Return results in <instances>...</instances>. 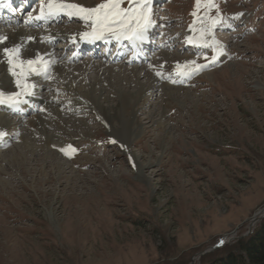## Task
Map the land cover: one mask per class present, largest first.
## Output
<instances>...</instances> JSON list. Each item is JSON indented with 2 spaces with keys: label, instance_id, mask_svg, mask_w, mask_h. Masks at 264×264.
<instances>
[{
  "label": "rangeland",
  "instance_id": "374dc122",
  "mask_svg": "<svg viewBox=\"0 0 264 264\" xmlns=\"http://www.w3.org/2000/svg\"><path fill=\"white\" fill-rule=\"evenodd\" d=\"M84 3L94 8L107 0ZM206 3L197 9L196 0H166L152 11L159 41L192 37L224 49L221 65L187 86H173L171 70L194 68L189 62L207 56L176 47L139 67L83 60L53 71L52 88L40 92L52 115L6 117L23 139L0 153V264H204L263 219L256 214L264 210V0H213L210 9ZM135 7L120 0L121 10ZM74 24L59 29L84 25ZM88 63L102 67L74 84L63 80L62 67L73 79ZM28 73L21 85L34 83ZM120 91L132 96V114ZM99 103L107 108L98 110ZM29 121L49 126L59 140L48 146Z\"/></svg>",
  "mask_w": 264,
  "mask_h": 264
},
{
  "label": "snow or ice",
  "instance_id": "6c2138e0",
  "mask_svg": "<svg viewBox=\"0 0 264 264\" xmlns=\"http://www.w3.org/2000/svg\"><path fill=\"white\" fill-rule=\"evenodd\" d=\"M131 2H135L137 7L130 8L127 10H121L119 8L120 0H107V3H102L94 8H86L78 4L74 3H65L63 0H41L39 5V14L34 17L35 20H50L53 17L58 16L61 13L66 14L69 18L77 17L79 19L84 20L85 22L91 20L92 21V32H84L81 33V38H85L88 36H92L95 39L103 38L104 32H111L116 38L119 40L121 36L128 39L130 42L135 43L136 41H142L146 39V33L149 27L152 25V5L153 0H130ZM10 3V0H0V6H7ZM201 5V0H196L197 9H199ZM207 8L215 7L213 0H207L205 4ZM193 16L196 15L195 12L192 13ZM132 21H135L133 24ZM119 23L120 31H116L113 27L114 25ZM218 21L213 19L212 25L214 26ZM191 27V26H190ZM203 33H210L211 26L206 29H201ZM7 39V37H0V43ZM31 39V37H29ZM188 43H196L192 37H187ZM215 45V40L205 41L204 46H213ZM20 45H16L13 48L5 47L3 49L5 55L8 57L9 72L12 73L13 76H17L16 84L17 87H22L21 92L13 93L12 95L5 98L4 93L0 92V104H4L6 102L9 103V107L13 110H18V106L20 103H27V101H21L18 98L21 95H32L30 89L33 87L29 84L21 85L20 76L24 75L23 65L27 64L29 68L32 67L33 64L39 62L41 58L37 56L36 60H27L20 61L17 63L16 61L19 58L20 54ZM213 60L216 59L215 56L212 57ZM189 64L194 65V68H189L187 71L180 72V75H191L196 71H199L202 65L196 64L195 61L189 62ZM180 67L179 65L177 66ZM20 68L21 71L18 74L15 69ZM37 74H39L38 69H32ZM157 75H161L160 72H157ZM9 135L8 132L4 130H0V140H4ZM115 143V141H113ZM71 148V146H69ZM64 152L65 155H69V152L65 149H60ZM71 151L74 153L76 151L75 148H71Z\"/></svg>",
  "mask_w": 264,
  "mask_h": 264
},
{
  "label": "bare ground",
  "instance_id": "6f19581e",
  "mask_svg": "<svg viewBox=\"0 0 264 264\" xmlns=\"http://www.w3.org/2000/svg\"><path fill=\"white\" fill-rule=\"evenodd\" d=\"M70 1L71 3H74V4H78V5H81L83 7H86L88 5H85L86 3L85 0H77L76 1H71V0H63V2L65 3H70L68 2ZM76 2V3H75ZM89 7V6H88ZM87 8V7H86ZM77 18V17H76ZM13 30V31H11ZM85 30L87 29H81V30H76V31H72V32H55V31H46V32H42V33H38V32H34V31H31L30 29H23V28H14V27H10L7 31H5L4 33L0 32V37H7V39H5L3 41V43H0V50H1V56H0V85L1 87L3 88V90L8 93V92H12L17 89V84H16V80H17V76H13L11 72H9V67L10 65L8 64L7 60H8V57L5 55L3 49L5 47L7 48H13L14 46L16 45H20L21 46V49H20V54H19V58L18 60L16 61L17 63H19L20 61H27V60H36L37 56H39L41 58V60L35 64L32 65L31 68H29V66L27 64H24L23 65V68H24V74L27 73V72H30L32 71V69H38V66H44V64L42 63L43 60H47L49 58V54L50 52L54 53V50L51 49L49 46V43L53 40H57V39H64V37H69V38H72V37H76L75 40L76 41H80L82 38H81V33H84L86 32ZM216 30V29H215ZM9 31H11L10 33H8ZM29 37H31V39H29ZM199 44V43H198ZM193 45H197V44H193ZM198 48V47H197ZM196 47H193L192 49H197ZM52 53V54H53ZM85 66L83 67L82 66V70L80 71H75L74 74L76 75L75 78L72 79V77H70L68 75V69L70 67H62V68H66V72L62 73V77H63V80H70L71 82H74L76 81V79H80L82 78L83 80L86 79L84 78V75L90 71V69L92 71H95L97 69V67H102V65L98 64L97 65H94L92 63H88V64H84ZM89 68V69H88ZM39 70V69H38ZM60 67H58L57 69H55V74H58L60 73ZM70 70V69H69ZM130 71L128 73H130L131 75H133L134 79H137L138 78V73L136 74L135 73V69H129ZM15 71L19 74L21 69L20 68H16ZM32 72H35V71H32ZM29 74V73H28ZM108 75H111L110 73H107ZM101 79L102 81L99 80V83L97 81V83L99 85H101V90L103 92H105L106 90V86L105 88L103 87V82L105 83V81H103V74H101ZM32 75L29 74L27 75L25 78H29L31 77ZM81 76V77H80ZM99 76V75H98ZM112 76V75H111ZM61 77V76H60ZM24 78V76H20L19 79L22 81V79ZM108 78L110 79V77L108 76ZM119 78V77H118ZM113 79V78H111ZM8 80V81H7ZM119 80V79H117ZM27 81V80H26ZM87 81V80H86ZM126 82V85L128 84H132V81L134 80H124ZM123 82V81H122ZM121 82V83H122ZM131 82V83H130ZM152 79L150 80V83H152ZM9 83V84H8ZM96 83V84H97ZM119 83V82H118ZM123 84V83H122ZM141 84V83H140ZM105 85V84H104ZM93 87V86H92ZM142 87V86H141ZM152 87V86H151ZM50 88H52L51 85H46L44 87V90H49ZM58 87H56L57 89ZM59 90V89H58ZM62 91H65V92H70L71 90L68 88H61ZM101 90H100V93H101ZM139 90V89H138ZM166 90V88H165ZM151 91V90H150ZM121 95H122V108L126 109V110H129L132 114V104H131V101L127 98H132L131 95H128L126 93H122V91H120ZM125 92V91H124ZM166 92V91H165ZM170 92V91H169ZM106 93V92H105ZM146 91H143L142 89H140L139 91V95H138V99L139 100H143V98L145 97V94ZM119 94V95H120ZM133 94V93H132ZM101 96V94H100ZM147 96V95H146ZM83 98V97H82ZM134 100L136 101L137 97H133ZM114 99V98H113ZM52 100V99H51ZM96 100L98 101V97L96 98ZM133 100V101H134ZM25 101V100H24ZM27 103H22V105H19L20 108L23 109V111L27 112V111H30V107L32 106V104H37V107H38V110L42 111V112H45L47 113L50 109H48L47 105L45 104V106H43L44 104V100L42 99H36L34 98V95L31 96L30 98H27ZM42 101H43V104H42ZM107 98L105 97L104 98V103H108L107 102ZM130 101V102H129ZM144 101V100H143ZM147 101V100H146ZM99 102V101H98ZM46 103V102H45ZM147 103V102H146ZM42 104V105H41ZM145 105V104H144ZM43 106V107H41ZM33 108V107H32ZM41 108V109H40ZM107 108V106H106ZM105 106L103 107V104L99 103L98 104V110L100 111H104V109H106ZM92 109V107H91ZM98 110H95L97 112H99ZM111 110V109H110ZM3 108H0V127H1V130H4L6 132H15V128H12V125L9 123V121L7 120L5 114H3ZM52 110H50L48 113L50 115H52ZM100 113V112H99ZM31 121L28 122V127L32 130V134L33 135H36V134H42L43 133V137H45L46 139V142H47V145L50 146L55 140H59V135H57L56 133L52 134L51 132H46L47 130H49V126H44L43 124H41V122H37L35 124H38V127H36L37 125H35L33 122L32 124H30ZM56 124V123H55ZM59 126V125H58ZM26 127V126H25ZM24 127V128H25ZM40 127V128H39ZM161 128V127H160ZM142 129V128H141ZM40 130V131H39ZM51 130V128H50ZM27 131V130H26ZM38 131V132H36ZM63 131V130H62ZM42 132V133H41ZM24 133V132H23ZM25 135V133H24ZM7 138V137H6ZM20 138H22V135L20 136ZM23 139V138H22ZM21 140V139H20ZM29 143V142H28ZM46 145V147H47ZM163 149L165 148L164 146L162 147ZM132 160L135 162V166H136V163L137 162V157L133 155V151H132ZM138 165V164H137ZM137 170H139L138 172L142 174V169L139 167V166H136ZM264 216V210H262L260 213L256 214V216ZM259 217V219H261ZM264 218V217H263ZM253 221L256 222L257 219L256 218H253ZM231 240V239H230ZM224 242H226V239L224 240H221L220 241V244H222Z\"/></svg>",
  "mask_w": 264,
  "mask_h": 264
},
{
  "label": "trees",
  "instance_id": "16d2710c",
  "mask_svg": "<svg viewBox=\"0 0 264 264\" xmlns=\"http://www.w3.org/2000/svg\"><path fill=\"white\" fill-rule=\"evenodd\" d=\"M204 264H264V218L250 235L238 240L234 247Z\"/></svg>",
  "mask_w": 264,
  "mask_h": 264
},
{
  "label": "water",
  "instance_id": "95a60500",
  "mask_svg": "<svg viewBox=\"0 0 264 264\" xmlns=\"http://www.w3.org/2000/svg\"><path fill=\"white\" fill-rule=\"evenodd\" d=\"M220 241H221V240H220ZM220 241H219L216 245H214V246H212L210 249H208L207 251H208V252H211V251H213V250H215V249H217V248L222 247V245L220 244Z\"/></svg>",
  "mask_w": 264,
  "mask_h": 264
}]
</instances>
